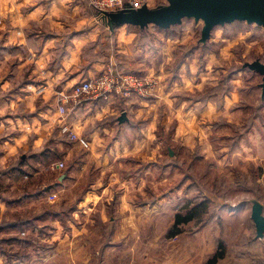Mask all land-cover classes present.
<instances>
[{"label": "clouds", "instance_id": "clouds-1", "mask_svg": "<svg viewBox=\"0 0 264 264\" xmlns=\"http://www.w3.org/2000/svg\"><path fill=\"white\" fill-rule=\"evenodd\" d=\"M69 2L70 0H60L63 5ZM37 3H41V0H24L23 4L19 3V0H0V9H3L0 11V17H6L11 12L16 13L11 21L12 26L24 29L28 27L30 21L39 23V17L43 13L37 9L34 14L22 18L19 11L22 7ZM171 6V0H84V7L76 9V15L70 19L75 20L83 13L87 17L89 27H92L96 34L110 35L105 25L115 28L114 17L129 13L151 16L160 8ZM23 35V31L14 33L13 40H19L23 44L25 43ZM243 39L244 37H240L241 41ZM190 40L192 35L177 41L176 44H187ZM29 51L33 52L34 49L29 48ZM28 63L32 61L29 60ZM47 63L46 58L37 61L36 71L33 73V78L43 83L38 87L29 86L24 89L31 94L27 101V112L37 111V108H44L45 105L47 108L38 112L40 119L30 126L20 125L19 128L12 126L5 129L4 125L0 124V139L4 136L10 137L12 132L24 133L14 144L0 147V152L7 153L0 158V164L9 158H15L18 162L21 155L31 156L33 152L37 154L43 152L49 138L68 141L74 145L73 153L87 161L88 167L94 166V170H100L102 180L105 175L110 174L109 189L103 197L96 198V203H102L105 199L110 201L113 193H121V198L115 205L114 224L120 230L119 239H126L131 243L130 253L134 257L131 264H208V260L215 255L213 244L218 248L223 243L222 235L216 234L214 229L215 217L209 216L203 223L193 221L190 229L177 242L165 239L167 236L165 224L158 215L137 207V201L141 198L146 200L147 206H151L153 201L164 204L169 195L176 201L174 207L176 213L181 211L184 204H188L192 209L202 206L205 201L195 182L189 179L175 193H170V188L183 178L180 173H173L171 167L163 175L150 173L132 183L123 179L121 171L123 165L117 166L115 159L111 165L108 162L113 155L116 159L120 158L119 149L122 147L123 156L136 158L143 156L146 160L158 164L172 165L177 158H169L165 154L171 147L177 150L182 148L186 158L196 153L203 155L207 163L216 165H223L231 156L234 165L239 162L244 166H264V151L258 148L260 143H264V117L256 124L249 122L248 128H244L238 123V112L232 111L245 103L236 93L239 88L245 86L244 74H254V70L246 68L235 73L231 82L233 88L228 96H224V91L215 89L223 97L221 100L209 96L217 82V77L211 75L214 63L211 61L208 63V75L198 77L200 65L196 61L180 66L177 71V59L169 56L159 69V75L152 69L139 80H134L127 74L129 68L123 61L95 56L87 49L78 58L66 61L63 68L57 66L47 70ZM88 64H92L91 69H87ZM261 65L264 66V60L261 61ZM82 68L87 69V75L81 71ZM174 71L179 79L172 83ZM76 72H79V75L70 79L69 77ZM133 87L138 95H133L129 91ZM224 90H227V87ZM101 98L106 102V107L96 117H88L87 111L81 114L82 110L78 105L84 101H97ZM202 109L206 114L203 120L198 121L197 116ZM88 111H91V108ZM124 113L128 114L132 124L141 125V131L146 139L133 141L128 145L124 144L121 138L113 153L106 154L104 149L115 135L114 125L117 118ZM98 119H103L108 126L97 127ZM209 120L221 123L227 121L235 126L234 131L237 135H243V139L236 145L221 142L211 126L200 127V124ZM9 123L11 124V121ZM177 124L184 131L171 135ZM192 125H195L198 138H193ZM54 131H57V135L53 137ZM57 147H61L63 151L59 143ZM72 159L70 156L63 161H52L43 170L51 183L65 184V189L62 190L64 192H71L76 188L75 184L67 181L65 175ZM187 172L189 169L185 166V173ZM59 195L56 193L48 196L47 203H55ZM146 228L154 232L147 243L142 239ZM241 229H244L243 225ZM76 235L80 237L78 245L83 247L88 233L82 231ZM239 235L238 232L237 238ZM83 264H88V259H85ZM242 264H264V252L254 254L251 260Z\"/></svg>", "mask_w": 264, "mask_h": 264}, {"label": "rangeland", "instance_id": "rangeland-1", "mask_svg": "<svg viewBox=\"0 0 264 264\" xmlns=\"http://www.w3.org/2000/svg\"><path fill=\"white\" fill-rule=\"evenodd\" d=\"M72 7L74 3H69V8ZM83 7L84 0H81L78 8ZM68 20L69 23H75L74 20ZM82 22L85 23V28H90L86 18ZM105 27H108L110 35L96 37L94 44L84 46L83 54L87 49L95 56L123 61L129 68L127 74L136 80L143 79L147 71L152 69L159 75V69L169 56L177 59V71L180 66L196 61L200 65L198 77L208 75V63L211 61L214 62L211 75L217 77V82L209 96L221 100L223 97L215 89L224 91V96H228L233 88L231 82L235 73L246 69V63L264 60V27L246 21H233L215 26L205 42H201L203 22L195 21L194 18H184L180 24L167 29L155 25L145 28L122 25L114 30L111 26ZM188 35H192V40L187 44H176ZM240 37L244 39L241 41ZM97 45L98 49L95 50ZM178 79L174 71L172 83ZM262 81V76L256 72L251 75L245 73V86L237 90L236 94L245 103L232 111L238 112V123L244 128H248L249 122L256 124L264 117V95L260 86ZM199 82L198 79L197 83ZM225 87L227 90H224ZM131 92L138 95L135 90ZM100 100V105L106 107V102ZM92 102L84 101L78 108L83 112L87 111L88 116H91L97 111ZM89 108L91 111H88ZM205 114L202 109L197 120H203ZM126 116L127 121H116L114 137L123 138L128 145L133 141L145 140L141 125L132 124L127 113ZM96 124L97 127L107 126L103 119H98ZM208 126H211L221 142L236 145L243 139V135H237L235 126L227 121L221 123L209 120L200 124L201 128ZM57 131L52 133L53 137L57 135ZM183 131L177 124L171 135ZM192 131L193 138H198L195 125H192ZM15 133L17 132L3 138L10 139ZM58 143L63 151L61 147H57ZM73 147L68 141L49 138L43 152H33L31 156L25 155L23 158L21 155L18 162L15 158H9L0 164V264H83L85 259H88V264H131L134 258L130 253L131 243L126 239H119L121 233L114 224L115 205L120 200L121 193H113L110 201L105 199L102 203H96V198L103 197L109 189L110 174L105 175L102 180L100 170H94V166L88 167L87 161L73 153ZM258 148L264 151V143H260ZM119 152L120 158L116 159L114 156V159L117 166H124L121 171L125 181L136 183L150 173L163 175L169 167L173 173H180L183 177L170 188V193H175L185 181L193 180L205 201L202 206L195 208L193 221L203 223L209 216L215 217V232L222 235L223 243L227 246L234 242L237 226L244 222L252 228V221L247 213L244 217H239L241 219L232 217L227 221L221 219L219 213L235 214L241 209V204L249 205L254 200L260 199L264 204V166H244L239 162L234 165L231 156L223 165H216L207 163L203 155L196 153L186 158L182 148L167 149L165 154L169 158H177L172 165L158 164L146 160L143 156L126 157L123 156V149H119ZM70 156L73 159L68 171L73 174L67 181L75 184L76 188L71 192H64L62 190L65 189V184L51 183L43 170L50 162L63 161ZM112 162L113 159H109V165ZM185 166L189 169L187 173ZM56 193L60 194L57 201L48 204V196ZM175 204L176 201L170 195L164 204L153 201L151 206H147L144 198L137 201V207L160 217L165 224L167 236L174 221ZM190 209L188 204H184L180 212L185 214ZM193 221L181 225V232L186 233ZM223 227H227V231L222 230ZM82 231H86L88 236L84 239L83 247H80V237L76 233ZM153 235V230L146 228L142 239L147 243ZM215 247L213 244V248Z\"/></svg>", "mask_w": 264, "mask_h": 264}, {"label": "crops", "instance_id": "crops-1", "mask_svg": "<svg viewBox=\"0 0 264 264\" xmlns=\"http://www.w3.org/2000/svg\"><path fill=\"white\" fill-rule=\"evenodd\" d=\"M80 1L70 0L69 3H74V7L72 8H69V3L67 5L61 4L60 0H41V3L22 7L19 11V15L22 18H27L29 15L34 14L37 9H40L43 13L39 17V23L30 21L28 27L24 29H21L19 26H12L11 21L16 16V13L11 12L6 17H0V113L3 115L0 116V124H3L5 129L12 126L19 128L20 125L30 126L34 121L40 119L38 112H42L47 108V105H45L44 108H37V111L30 113L26 111L27 101L31 94L24 91V89L29 86L38 87L43 83L33 78L37 61L46 58L48 61L47 70H52L57 66L63 68L66 61L78 58L79 55L83 54L84 46L89 43H95L94 40L99 35L94 32L92 27L85 28V23L82 20L84 18L87 19V17L83 13L79 16L82 19H75L74 24L71 21L70 23L68 22V18L70 19L76 15V9H78ZM23 2L24 0H19V3L23 4ZM0 11H3V9H0ZM54 12L55 15H53ZM49 17L50 19H48ZM20 31L24 33L23 39L25 43L23 44L19 40H13L14 33ZM29 48L34 49V51L30 52ZM94 49H98V45ZM29 60L32 63H28ZM91 68L92 64H88L87 69ZM87 69L82 68L81 71H84L85 75H87ZM77 75H79V72L74 73L69 78L72 79ZM98 101L100 102L101 100L98 99L92 102L94 109L97 111L88 117H96L105 108ZM37 104H39V101H37ZM99 106H101V110ZM81 114H83V111ZM9 121H11V124ZM42 123L47 122L42 121ZM22 135L24 133L17 131L10 139L3 138L0 141V147H3L5 144H14ZM120 141L121 137L115 138L113 136L105 148V153H113L117 143ZM123 143L126 144L124 141ZM120 149L122 150L123 148L121 147ZM6 155L7 153L3 152L0 154V158ZM24 156L22 155V158ZM112 159H114V155ZM69 173L70 171H67L65 174L67 180L71 177ZM251 205L252 202L249 205L243 204L242 206L241 204V209L235 214L230 212H224L223 214L222 212L218 216L226 221L232 217L241 219L239 217H244L247 214L250 218ZM241 225L247 231L241 229ZM241 225L237 226L236 229V233L239 232L240 235L238 238L237 234L235 235V240L232 244H228L227 246V244L223 243V245H219V248H214L215 254L217 252H221L222 254L212 264H242L244 261L251 260L254 254L264 252V240L255 238L253 222L252 228L248 225L246 226L244 222ZM227 229V227L222 228L224 231H227ZM184 234V232H180L176 235H168L166 239L178 242Z\"/></svg>", "mask_w": 264, "mask_h": 264}, {"label": "water", "instance_id": "water-1", "mask_svg": "<svg viewBox=\"0 0 264 264\" xmlns=\"http://www.w3.org/2000/svg\"><path fill=\"white\" fill-rule=\"evenodd\" d=\"M170 8H160L153 15L127 14L114 17L116 27L131 25L145 28L155 25L161 29H167L180 24L184 18L201 20V42L209 39L211 30L215 26L224 25L233 21H246L264 27V0H171ZM245 67L251 68L263 78L261 86L264 95V66L255 60L246 63ZM119 123L128 120L126 113L117 118ZM171 153V152H170ZM250 219L255 227V238L264 237V207L257 200L252 201Z\"/></svg>", "mask_w": 264, "mask_h": 264}, {"label": "trees", "instance_id": "trees-1", "mask_svg": "<svg viewBox=\"0 0 264 264\" xmlns=\"http://www.w3.org/2000/svg\"><path fill=\"white\" fill-rule=\"evenodd\" d=\"M115 28H112V30H114ZM16 168V167H15ZM258 201L261 202V200L259 199ZM263 204V203H262ZM263 207H264V204H263ZM196 215V211H195V208L194 209H190L189 212H186L185 214H182V213H176L175 216H174V221H173V224H172V227L168 233V235L172 236V235H176L178 233L181 232V228L180 226L183 225V224H186L188 223L189 221L193 220L195 218ZM21 224V223H20ZM12 225V224H11ZM15 226H21V225H15ZM221 252H217L213 258L211 260H209V264H212L216 261V259L218 257L221 256Z\"/></svg>", "mask_w": 264, "mask_h": 264}, {"label": "built area", "instance_id": "built-area-1", "mask_svg": "<svg viewBox=\"0 0 264 264\" xmlns=\"http://www.w3.org/2000/svg\"><path fill=\"white\" fill-rule=\"evenodd\" d=\"M131 77H132V79H134V80H136V78H134L132 75H130ZM132 90H135V87H133V88H131V89H129V91H132ZM102 99V98H101ZM103 100V99H102ZM261 239H263L264 240V237L263 238H261Z\"/></svg>", "mask_w": 264, "mask_h": 264}]
</instances>
